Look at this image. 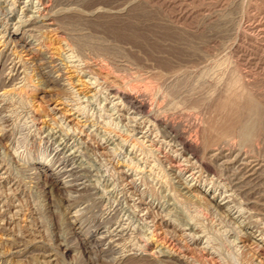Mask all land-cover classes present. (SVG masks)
Instances as JSON below:
<instances>
[{"label": "rangeland", "instance_id": "374dc122", "mask_svg": "<svg viewBox=\"0 0 264 264\" xmlns=\"http://www.w3.org/2000/svg\"><path fill=\"white\" fill-rule=\"evenodd\" d=\"M40 1L0 0V264H264V130L224 108L264 115V0Z\"/></svg>", "mask_w": 264, "mask_h": 264}, {"label": "bare ground", "instance_id": "6f19581e", "mask_svg": "<svg viewBox=\"0 0 264 264\" xmlns=\"http://www.w3.org/2000/svg\"><path fill=\"white\" fill-rule=\"evenodd\" d=\"M42 1V2H41ZM40 2L41 3H43V4H45L46 3V0H41ZM48 2V1H47ZM48 4V3H47ZM42 5V4H41ZM49 5V4H48ZM76 5V4H75ZM48 7V6H47ZM49 8V7H48ZM52 10V9H51ZM48 11V10H47ZM50 11V10H49ZM109 15V14H108ZM130 16V15H129ZM81 17V16H80ZM98 17V16H97ZM57 20V19H56ZM137 22V21H136ZM21 23V22H20ZM164 23V22H163ZM101 24V23H100ZM133 25V24H132ZM97 26V25H96ZM69 27V26H68ZM73 27V26H72ZM112 27V26H111ZM150 27V26H149ZM102 29V28H101ZM61 30V29H60ZM109 30V29H108ZM113 29L111 28V31H112ZM120 30H122V29H120ZM170 30V29H169ZM63 31V30H62ZM65 31V30H64ZM110 31V30H109ZM110 31V32H111ZM128 31V30H127ZM110 32H108V33H110ZM114 32H117V31H114ZM126 32V31H125ZM31 34V33H30ZM119 34V33H118ZM129 34V33H128ZM119 36V35H118ZM132 36H134V38H139L140 36L138 35V34H133ZM148 36V35H147ZM34 37V36H33ZM120 37H122V36H119V38ZM145 37V36H144ZM84 38V37H83ZM133 38V39H134ZM148 38V37H147ZM186 38V37H185ZM132 39V38H131ZM80 40V39H79ZM136 41H137V39H135ZM182 40V39H181ZM87 41H89V40H87ZM139 41V40H138ZM79 42V41H78ZM80 43V42H79ZM81 43H83V42H81ZM88 43V42H87ZM76 44V43H75ZM84 44H85V42H84ZM84 44H82V45H84ZM90 45V44H89ZM95 45V44H94ZM77 46H81V45H77ZM152 46V45H151ZM172 46V45H171ZM82 47H85V45L84 46H82ZM104 48V47H103ZM156 48V47H155ZM80 49H81V47H80ZM100 49H101V47H100ZM112 49V48H111ZM101 50H103V49H101ZM106 50V47H105V49L102 51V52H104ZM107 51V50H106ZM121 52V51H120ZM154 52V51H153ZM188 52V51H187ZM116 53V52H115ZM175 54V53H174ZM115 57V56H114ZM121 58V57H120ZM220 65V64H219ZM3 66V65H2ZM166 66V65H165ZM211 67V66H210ZM173 69V68H172ZM62 71V70H61ZM101 71V70H100ZM128 71V70H127ZM177 71V70H176ZM186 71V70H185ZM211 71V70H210ZM212 72V71H211ZM210 72V73H211ZM234 72V71H233ZM174 73V72H173ZM214 73V72H213ZM21 74V73H20ZM220 74V73H219ZM235 75V74H234ZM236 75H237V73H236ZM214 76V75H213ZM181 77V76H180ZM240 77V76H239ZM159 78H161V77H159ZM216 78V77H215ZM105 79V78H104ZM95 80V79H94ZM156 80H158V79H156ZM161 80V79H160ZM187 80H189V79H187ZM52 81V80H51ZM106 81V80H105ZM196 81V80H195ZM201 81V80H200ZM226 81V80H225ZM117 82V81H116ZM157 82V81H156ZM181 82V81H180ZM232 82V81H231ZM240 82V81H239ZM112 83V82H111ZM182 83V82H181ZM227 83V82H226ZM233 83V82H232ZM118 84H119V82H118ZM206 84V83H205ZM229 84V83H228ZM228 84H226V85H228ZM230 85V84H229ZM220 87V86H219ZM236 87V86H235ZM237 87H239V86H237ZM53 88V87H52ZM168 88V87H167ZM178 88H180V87H178ZM181 89V88H180ZM183 89V88H182ZM233 89V88H232ZM234 90V92H238L239 90H236L235 91V89H233ZM227 91H230L229 89L227 90ZM248 91V90H247ZM111 92L115 95V96H117V97H119L120 99H122V100H124L129 106H131L133 109H135V110H137V111H140V112H145V110L147 109V107H148V99H149V95L147 94V93H149V92H147V93H141L139 96H134L133 94H131V93H129L128 91H123V89L122 90H120L118 87H117V85H112V88H111ZM177 92V91H176ZM181 93V92H180ZM233 93V92H232ZM228 95V94H227ZM238 95H240V94H238ZM242 95V94H241ZM251 95V94H250ZM174 96V95H173ZM172 97V96H171ZM253 97H252V95L249 97V96H247V95H245V94H243L242 95V97L241 98H239V97H237V96H233V98H232V96H231V99H230V101L229 102H227V105L225 104L224 105V108L226 109V108H228V107H230V110L228 111V112H232V116L234 115V117L236 118L235 119V121H234V123L232 122V124L231 125H233V124H239L240 126V128L241 129H243L244 130V128H242V126H243V122H244V120H246V119H250V120H252V121H254L253 122V124H250L251 126H252V128H253V130H251L250 128H248V127H246L247 128V131H253L254 133H255V131H254V128L255 129H258V130H264V115H263V113H262V111H261V108H260V105H258L259 103H257L256 101H254L253 99H252ZM229 100V99H228ZM240 100V101H239ZM221 101V100H220ZM183 102H184V100H183ZM222 105V104H221ZM164 106V105H163ZM173 108V107H172ZM199 108V107H198ZM215 108V107H214ZM175 109V108H174ZM161 110V109H160ZM176 110V109H175ZM224 111V110H223ZM169 113V112H168ZM188 113V112H187ZM202 113V112H201ZM213 113V112H212ZM223 114V113H222ZM185 115V114H184ZM188 115V114H187ZM225 115V114H224ZM160 117V116H159ZM231 117V116H230ZM226 120V119H225ZM231 120H232V118H231ZM236 122V123H235ZM159 123H163L162 121H160L159 120ZM230 123V122H229ZM228 123V124H229ZM251 123V122H250ZM166 124V126L167 127H169L171 130H173V131H175V133H176V138L180 141L179 143H181L183 146H184V148H185V150H188V151H192L191 153H194L195 151H196V149H197V145L193 142V141H191V140H189V138L187 139L186 138V134L182 131V130H180V128L179 127H177V125L176 126H174V125H172V124H170V123H165ZM174 124V123H173ZM229 127V126H228ZM231 127V126H230ZM236 127H238L237 125H236ZM235 126H234V128H236ZM239 127L237 128V129H239ZM182 128V127H181ZM220 128V127H219ZM226 128V127H225ZM232 128V127H231ZM228 130V129H227ZM235 130V129H234ZM233 130V131H234ZM240 130V129H239ZM232 131V130H231ZM236 131V130H235ZM234 131V132H235ZM242 131V130H241ZM241 131H239V132H241ZM219 132V131H218ZM245 133H244V135H242V134H240L241 135V137L243 136V138H241V139H244V136H247V133H246V131H244ZM253 132H251V133H253ZM233 133V132H232ZM225 134H228V133H225ZM175 135V134H174ZM217 135V134H216ZM232 135V134H231ZM234 135V134H233ZM239 135V134H238ZM218 136V135H217ZM219 136L221 137V134H219ZM228 136V135H227ZM230 136H228V138H229ZM236 137V136H235ZM240 137V136H239ZM249 137H250V135H249ZM245 138H247V137H245ZM177 140V141H178ZM217 142V141H216ZM248 143H249V141H247ZM227 143V142H226ZM221 144V143H220ZM226 146V145H225ZM218 150V149H217ZM226 150V149H225ZM194 151V152H193ZM241 152V151H240ZM199 154V153H198ZM236 172V171H235ZM250 234V233H249ZM131 260V259H130ZM139 262V261H138ZM137 262V263H138ZM149 262V261H148Z\"/></svg>", "mask_w": 264, "mask_h": 264}]
</instances>
